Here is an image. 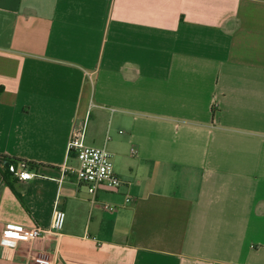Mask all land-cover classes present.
Wrapping results in <instances>:
<instances>
[{
  "label": "crops",
  "instance_id": "obj_1",
  "mask_svg": "<svg viewBox=\"0 0 264 264\" xmlns=\"http://www.w3.org/2000/svg\"><path fill=\"white\" fill-rule=\"evenodd\" d=\"M83 124L121 186L72 170ZM40 254L264 264V0H0V264Z\"/></svg>",
  "mask_w": 264,
  "mask_h": 264
},
{
  "label": "built area",
  "instance_id": "obj_2",
  "mask_svg": "<svg viewBox=\"0 0 264 264\" xmlns=\"http://www.w3.org/2000/svg\"><path fill=\"white\" fill-rule=\"evenodd\" d=\"M69 149L77 152L79 164L72 167L79 181L86 183L91 194L95 195L101 185L111 188L121 186L123 180L117 174L114 168V162L111 153L105 147H97L89 145L86 141V125L75 127L73 129ZM15 171V167H11ZM22 179H30L34 174L30 170L19 172ZM127 198L126 201H130ZM113 211L114 206H105ZM66 212L62 209H56L54 218L49 228L35 226L33 228H24L21 225H6L3 230V239L8 242H18L20 240H34L46 234H56L60 232L64 226ZM35 264H54V259L47 254H40L35 258Z\"/></svg>",
  "mask_w": 264,
  "mask_h": 264
},
{
  "label": "trees",
  "instance_id": "obj_3",
  "mask_svg": "<svg viewBox=\"0 0 264 264\" xmlns=\"http://www.w3.org/2000/svg\"><path fill=\"white\" fill-rule=\"evenodd\" d=\"M11 161H12V163L14 162L13 160H11ZM21 162L24 163V164H26V165H28V164H27V163H28L27 161L21 160ZM13 164H14V163H13Z\"/></svg>",
  "mask_w": 264,
  "mask_h": 264
}]
</instances>
